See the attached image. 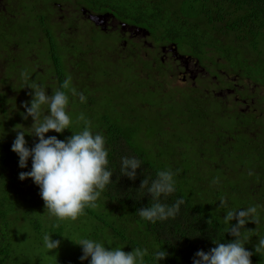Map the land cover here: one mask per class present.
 <instances>
[{"label": "trees", "instance_id": "1", "mask_svg": "<svg viewBox=\"0 0 264 264\" xmlns=\"http://www.w3.org/2000/svg\"><path fill=\"white\" fill-rule=\"evenodd\" d=\"M101 2L97 0L99 5ZM164 8L170 11L168 19ZM120 11L140 16L143 24L164 33L173 30L177 40L179 33L185 32L192 40H198L199 48L203 42L212 41L210 45L221 44L237 61L248 59L257 62L258 67L264 66V0H146L145 6L132 5L130 10ZM171 18L174 23L169 22ZM198 31L209 38L203 39ZM29 34L30 31L23 36ZM21 37L22 34L18 42L22 45ZM215 37L220 40L211 39ZM222 37L228 38L224 44ZM60 62H54L56 69H61ZM142 62L139 58L128 64L117 61L112 54L106 64L87 58L81 66L82 73L75 69L58 70L64 77L61 79L56 70L52 73L48 68L32 81L30 77L26 79L17 92L0 90V264H89L80 260L81 246L63 235L96 239L109 249L124 247L125 252L137 247L146 249V264H151L153 251L162 246L169 255L160 264H192L199 250L207 252L216 246L214 241L227 243L234 239L225 230L226 211L264 206V189L258 191L259 184L264 186V156L251 149L244 151V146L232 151L219 148L201 125L204 111L199 109L190 115L179 108L187 97L178 95L189 98L191 94L153 90L145 79H139L137 71L143 68L139 67ZM25 67L32 69L28 64ZM120 71H125V80ZM65 80L69 87L62 90L69 97L66 111L72 119L71 129L63 133L50 131L46 137L56 135L66 140L85 126L102 134L109 150L113 183L104 190L95 208H86L85 214L75 221L58 222L49 216L40 189L32 179H19L20 172L31 169V159L28 167L21 169L11 145L16 126L30 128L33 123L31 117L25 120L22 115L26 111L23 105L32 99L33 92L25 85L42 86L48 82L44 88L51 95ZM72 89L83 93L86 102L81 103ZM171 102L175 108H167ZM81 114L85 120L79 119ZM25 139L29 148L38 142V137L28 133ZM125 156L141 160L135 180L122 176L121 158ZM162 170L174 174L176 190L162 196L160 203L171 206L179 199L184 203L174 218L151 223L137 212L155 202L140 186L143 179L150 184ZM222 199L226 204L220 206ZM258 212L259 224L245 225L251 230L245 247L253 252L252 264H264V253H255L259 237H264V207H259ZM46 233L60 240L57 249L48 252L44 248Z\"/></svg>", "mask_w": 264, "mask_h": 264}, {"label": "flooded vegetation", "instance_id": "2", "mask_svg": "<svg viewBox=\"0 0 264 264\" xmlns=\"http://www.w3.org/2000/svg\"><path fill=\"white\" fill-rule=\"evenodd\" d=\"M97 4V0H0V90L17 92L26 79L32 81L48 68L61 79L58 70L82 73L87 58L105 64L110 54L128 64L140 58L144 63L137 71L139 79L153 90L189 92V98L178 95L187 97L179 108L190 115L202 109L201 125L219 148L232 151L244 146V151L264 156V66L237 61L235 55L223 54L221 44L210 45L212 41L199 48L198 40L185 32L177 40L173 30L164 33L143 24L140 16L113 9L112 0ZM28 43L34 44L26 47ZM56 59L61 69L55 68ZM120 72L125 80V71ZM172 102L167 108L176 107ZM258 189H264L263 184Z\"/></svg>", "mask_w": 264, "mask_h": 264}, {"label": "clouds", "instance_id": "3", "mask_svg": "<svg viewBox=\"0 0 264 264\" xmlns=\"http://www.w3.org/2000/svg\"><path fill=\"white\" fill-rule=\"evenodd\" d=\"M25 86L30 87L33 92L30 93L32 99L23 105L26 111L22 115L25 120L31 117L33 123L30 128L16 126V137L11 148L19 157V167L27 168L31 159V169L20 172L19 179L23 181L31 178L39 187V194L50 217L58 222L75 221L85 214L86 208H95L104 190L113 183L105 137L100 133H93L88 126L77 133L72 131L73 135L66 140H61L56 135L46 137L50 131L63 133L65 129H71L72 119L66 111L69 97L62 90L69 87V81L65 80L61 88L53 90L51 95L41 85L32 83ZM72 91L79 96L81 103L86 102L87 98L83 93H76L75 89ZM79 119L85 120L83 114ZM85 123L87 124L86 121ZM25 129H30V132ZM26 133L38 137V142L31 148L27 146ZM140 168V159L134 156L121 158L122 176L135 180L137 169ZM140 188H146L147 194L155 201L151 206L137 211L148 222L156 223L174 218L184 203L183 199L171 206L160 203L162 196L176 190L174 174L170 170L159 171L157 178L150 184L148 179H143ZM220 202V206L226 204L223 199ZM259 207L264 206L252 205L226 211L223 218L225 230L234 239L227 243L214 241L216 246L207 252L199 250L192 264H252L253 252L245 247L249 241L247 233L251 230H247L245 225L249 222L259 224ZM233 220L236 221L235 224L232 223ZM63 236L81 246L80 260H87L89 264H146V249L137 247L131 252H125L124 247L109 249L104 242L96 239ZM43 246L50 252L60 246V240H55L50 233H46L43 236ZM255 253H264V237H259ZM168 255L162 246L156 248L152 253L151 264H160Z\"/></svg>", "mask_w": 264, "mask_h": 264}, {"label": "rangeland", "instance_id": "4", "mask_svg": "<svg viewBox=\"0 0 264 264\" xmlns=\"http://www.w3.org/2000/svg\"><path fill=\"white\" fill-rule=\"evenodd\" d=\"M145 1L146 0H133V3H131L128 0H113V9H116L118 11L121 10V9L130 10L132 5L135 6V7L145 6ZM167 10H169V9L164 8V12L163 13H164L165 19H168L169 16H170V11H167ZM122 12H126V11H122ZM129 15H131V14H129ZM226 40H228L227 37H222L221 38L222 44H224ZM223 54H225V50L223 51Z\"/></svg>", "mask_w": 264, "mask_h": 264}]
</instances>
